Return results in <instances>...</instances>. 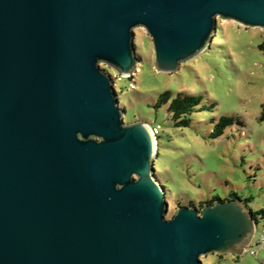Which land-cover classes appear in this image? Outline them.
<instances>
[{
  "label": "water",
  "instance_id": "obj_1",
  "mask_svg": "<svg viewBox=\"0 0 264 264\" xmlns=\"http://www.w3.org/2000/svg\"><path fill=\"white\" fill-rule=\"evenodd\" d=\"M218 19L264 29V0H0V264H202L256 231L241 198L169 202L157 137L126 123L111 75L203 51Z\"/></svg>",
  "mask_w": 264,
  "mask_h": 264
},
{
  "label": "rangeland",
  "instance_id": "obj_2",
  "mask_svg": "<svg viewBox=\"0 0 264 264\" xmlns=\"http://www.w3.org/2000/svg\"><path fill=\"white\" fill-rule=\"evenodd\" d=\"M134 31L139 58L134 74L120 76L106 63L100 66L113 79L124 121L159 125L154 169L170 205L166 217L179 205L200 208L213 197L230 199L233 194L250 197L252 210L264 209V29L218 19L210 45L172 72L153 64L146 30ZM165 91L201 97L188 126L175 125L169 102L158 103ZM223 115L236 120L212 137ZM261 227L258 219L253 241ZM201 259L202 264H264V245L247 247L240 255L210 253Z\"/></svg>",
  "mask_w": 264,
  "mask_h": 264
},
{
  "label": "trees",
  "instance_id": "obj_3",
  "mask_svg": "<svg viewBox=\"0 0 264 264\" xmlns=\"http://www.w3.org/2000/svg\"><path fill=\"white\" fill-rule=\"evenodd\" d=\"M264 47V44L261 45ZM201 97L198 95H191L184 92L178 93L176 96H172L170 91H165L159 97L158 103H167L169 102V111L172 113V117L174 119L175 125L177 126H188L190 123V114L193 112L195 107L200 103ZM261 119H264V103L262 104V113ZM235 118L228 115L221 116L214 124V128L212 130V137H218L224 131V129L233 124L235 122ZM238 123H242L241 120H237ZM240 198L237 194H233L230 199ZM214 199H221L219 196L213 197L207 202H212ZM242 199V198H241ZM244 202L249 203L251 201L250 197L242 199ZM204 203V202H203ZM189 205H194L190 203ZM195 206V205H194ZM202 206V203L200 204ZM250 207V206H249ZM253 215L258 219H261L264 222V209L260 210H252Z\"/></svg>",
  "mask_w": 264,
  "mask_h": 264
},
{
  "label": "built area",
  "instance_id": "obj_4",
  "mask_svg": "<svg viewBox=\"0 0 264 264\" xmlns=\"http://www.w3.org/2000/svg\"><path fill=\"white\" fill-rule=\"evenodd\" d=\"M151 129L153 131V134L155 136H157V134L159 133V125H154L151 126ZM257 232V226H256V231ZM253 239V238H252ZM251 239L248 247H252V246H259V245H264V222H262V227L261 229L258 231V237L253 241Z\"/></svg>",
  "mask_w": 264,
  "mask_h": 264
}]
</instances>
